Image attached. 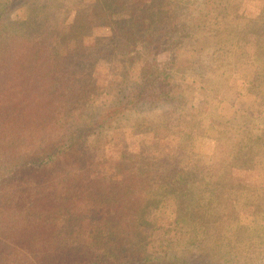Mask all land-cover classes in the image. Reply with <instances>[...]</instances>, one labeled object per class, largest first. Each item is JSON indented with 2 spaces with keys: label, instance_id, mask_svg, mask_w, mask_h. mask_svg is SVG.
Wrapping results in <instances>:
<instances>
[{
  "label": "rangeland",
  "instance_id": "obj_1",
  "mask_svg": "<svg viewBox=\"0 0 264 264\" xmlns=\"http://www.w3.org/2000/svg\"><path fill=\"white\" fill-rule=\"evenodd\" d=\"M109 1L29 0L3 17L0 108L13 104L20 111L8 108L3 115L0 109V141L25 137L46 147L44 137L49 144L66 137L110 105L130 102L134 90L172 88L171 96L131 103L96 125L86 136L87 167L61 163L44 193L59 194L62 187L84 193L95 179L104 189L120 162L116 182L123 185L116 191L155 193L169 182L179 195L153 199L138 230L126 223L131 219L119 223L126 250L172 259L198 250L192 242L198 240L216 264H264V0ZM147 11L173 17L137 20ZM83 23L89 29L71 36ZM131 26L138 30L133 36L126 31ZM59 36L68 40L59 47L65 61L49 93L39 63L19 54L25 41L46 49V41ZM151 70L161 71L159 77L141 85ZM53 117L58 122L47 128ZM19 152L24 148L14 157ZM22 257L0 261L15 264Z\"/></svg>",
  "mask_w": 264,
  "mask_h": 264
},
{
  "label": "trees",
  "instance_id": "obj_2",
  "mask_svg": "<svg viewBox=\"0 0 264 264\" xmlns=\"http://www.w3.org/2000/svg\"><path fill=\"white\" fill-rule=\"evenodd\" d=\"M27 1L29 0H0V21L8 11L23 6ZM109 2L117 4L115 0ZM160 2L163 3L164 0ZM151 12L153 11L138 15L137 20L154 23L157 20L164 21L166 17H173L168 16L164 11ZM126 22L129 23L128 19ZM130 23L134 25V22L130 21ZM149 27L154 28L153 25ZM132 28L133 26L126 28L131 36L138 31ZM88 29V25L80 24L72 30L71 36L80 37ZM41 30L44 35L45 32ZM67 41L66 37L61 39L59 36L54 40L46 41L45 45H49L46 49L40 46L39 43L42 42L38 41L36 48L34 43L25 41L21 45L26 47H22L19 58L32 64L39 63L38 70L42 72L39 78L50 81L56 78L53 75L60 74L58 66L65 60H60L62 55L59 47L64 50ZM19 46L16 43L13 53L17 52ZM160 72L149 71L145 77L141 78V85L146 83V86H150L159 77ZM56 84L50 81L45 91L50 93V90H55ZM140 89L132 92L130 102L110 105L94 119L83 121L66 137H60L51 144L46 142L48 137H44L46 147L42 145L35 147L34 140L30 139L28 143H32V146L28 149L25 137H10L6 142L4 138L7 137H3L4 141H0V237L3 239L0 240V260L3 255L19 254L23 257L15 261V264H216L213 256L199 247L201 242L198 240L192 241L196 247L198 246V250L185 256L174 254L172 259L165 254L157 253L154 256H147L144 252L125 249V240L122 237L126 236L125 227L119 226V223L131 219L126 223H131L133 229L138 230L145 226L147 224L145 210L152 204L153 199L156 200L163 194L174 195V199L179 198V195L171 192L174 183H161L160 191L155 193L146 194L139 189L128 187L116 191L113 187L123 185L121 182H116V177L120 176L118 173L120 162H117L113 165L114 169L111 173L114 176L104 189L97 187L101 181L95 179L84 189L85 194L79 192L81 188L68 190L63 187L59 194L58 192L44 193L57 172L56 168L61 163L87 167L89 163L86 141L89 137L86 136L92 129L93 132L96 131L98 128L96 125L111 122L119 113H125L131 103L136 104L142 100L145 103L148 102L147 98L152 102L160 101L163 95L171 96L172 94V88L150 93ZM8 108L20 111L19 108L10 104L6 109L0 108L1 114L4 115ZM28 114L33 116L30 110ZM46 121L47 128L50 126L49 123L58 122L55 117ZM3 128V123H0L1 131ZM20 148H24V152H19L14 157L15 152ZM235 167L240 166L235 165ZM86 177L89 182L92 180L87 174ZM147 195L152 200L145 201L143 197ZM125 196L129 198L128 201H125ZM144 202L147 203L143 207L140 204L144 205ZM137 209L142 211L137 213ZM184 220L186 221L185 215ZM83 224L86 231L81 233ZM26 252H32V257H28ZM0 264L3 263L0 261Z\"/></svg>",
  "mask_w": 264,
  "mask_h": 264
}]
</instances>
